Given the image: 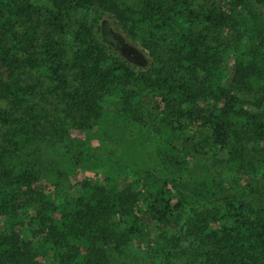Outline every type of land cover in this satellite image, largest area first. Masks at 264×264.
I'll return each instance as SVG.
<instances>
[{"label":"trees","instance_id":"16d2710c","mask_svg":"<svg viewBox=\"0 0 264 264\" xmlns=\"http://www.w3.org/2000/svg\"><path fill=\"white\" fill-rule=\"evenodd\" d=\"M50 2L53 8L17 6L15 0H0V101L7 99L16 109H24L25 123L33 115L32 108L25 109L23 103L35 85H23L22 77L27 70L43 66L46 57L54 56L51 39L40 38L37 28L41 24L62 28L64 13L87 8L75 39L78 62L88 64L80 66L76 75L88 89L68 95L71 100L81 97L86 111L96 115L93 82H102L106 87L114 81L104 65L110 30L106 21L98 24V11L111 10L122 22L132 12L129 8L118 9L115 0ZM233 3L244 8L248 24L253 21L257 29V40H253L248 53L238 51L232 63L213 69L211 57L202 49L206 47L204 42L194 41L191 52L184 48V42L178 43L174 51L176 64H181L179 60L188 62L192 77L179 75L175 79L177 89L171 83L173 73L159 76L157 72L159 77L150 80L158 89L167 86L170 92H182L180 115L199 118L210 129L213 156L225 162L223 174L228 175L224 186L217 185L222 199L217 195L211 200L216 203L205 208L210 199L191 200L179 188L178 181H168L155 171L140 179L119 157L101 166L102 183L97 184L76 177L77 165L73 162L56 165L57 173L51 179L35 164H23L16 174L3 168L0 264H132L130 255L135 249L153 260L161 254L162 260L157 264H176L181 259L189 264H264V89L250 101L241 94L248 88L260 89L258 79L264 73V0ZM167 4L146 0L141 18L163 17L161 10L168 9ZM182 5L173 1L169 12L180 16ZM230 15L225 10H214L206 14V20L214 27L227 26ZM135 20L142 22L138 15ZM150 54L152 66L159 64ZM112 63L117 70L133 75L121 58ZM53 73L58 74L57 67ZM198 98L209 102L211 108L195 106ZM10 115L9 110L0 107L2 123H8ZM78 131L87 139L100 136L94 127L83 126ZM38 135L43 136L40 132ZM210 185L215 186L214 178ZM172 198L177 203L173 204ZM180 208L187 212L180 216L177 232L168 237ZM253 210L256 213L250 217L248 212ZM212 220L219 221V225H212ZM135 237L140 238L141 244L132 246Z\"/></svg>","mask_w":264,"mask_h":264},{"label":"rangeland","instance_id":"374dc122","mask_svg":"<svg viewBox=\"0 0 264 264\" xmlns=\"http://www.w3.org/2000/svg\"><path fill=\"white\" fill-rule=\"evenodd\" d=\"M145 1L115 0L118 9L129 8L132 11L125 23L111 10L98 11V24L101 20L106 21L110 30L107 43L110 48L105 54L104 65L111 71L110 77L114 81L106 87L102 82H93L96 115L86 111L88 108L81 102V97L71 100L68 95L76 90L82 94L88 89L76 75L80 66L88 64L78 62L75 39L76 31L87 15V8L80 7L64 13L62 28L45 24L37 28L40 38L51 39L54 56L46 57L43 66L27 70L22 77L23 85H35L32 95L23 103L25 109L27 106L32 108L33 119L30 122L22 121L24 109H16L7 99L0 101V107L11 113L8 123L0 121V148L3 149L0 183L3 168L16 174L23 164H35L43 169L45 177L47 175L51 179L57 173L56 165L68 162L76 163V177L93 184L102 183L101 166L119 157L127 161L130 171L140 179L155 171L168 181H178L179 188L191 200L210 199L205 208L216 203L211 200L217 195L218 199H222L216 189L218 184L224 186L228 175L223 174L225 162L213 156L215 148L211 143L210 129L199 118L188 119L180 115L183 109L182 92L175 94L168 91L167 86L158 89L150 80L173 73L171 83L176 88L175 79L179 75L185 78L191 76L193 72L188 62L179 60L181 64H176L178 58L174 51L178 43L184 42V48L191 52L193 42L201 40L206 45L202 49H206L211 57L210 67L219 69L232 63L238 51H250L253 40L258 37L257 29L253 21L250 20L248 24V14L244 13L242 6H234L233 0H155L163 4L167 1L168 9L161 10L163 17L153 15L144 20L141 15L145 10ZM173 1L183 3V13L178 17L169 12ZM15 2L17 6L31 4L34 7L53 8L50 0ZM214 10L231 13L229 25L214 27L209 23L206 14ZM137 15L142 22H136ZM98 40L101 43V39ZM39 51L38 47L37 53ZM150 53L159 64L152 66ZM118 58L126 62L132 76L116 69L112 62ZM56 67L58 74L53 73ZM59 74L61 79L58 78ZM197 79L195 74V81ZM258 82L260 89L253 87L240 91L246 101L258 98L263 92L264 73ZM195 106L211 108L212 105L198 98ZM83 126L96 128L100 136L92 139L82 137L78 128ZM39 132L43 134L42 137H39ZM197 178L201 181L197 182ZM211 178H214L215 186L210 185ZM172 203H177V199L172 198ZM179 211L175 224L167 232L168 237L177 232L180 216L187 212L185 208ZM255 213V210L248 212L250 217ZM211 224L218 226L219 221L212 220ZM140 244L139 237L131 242L132 246ZM130 259L132 264H157L162 260V255L158 254L153 260L135 249ZM176 264L189 263L181 259Z\"/></svg>","mask_w":264,"mask_h":264}]
</instances>
